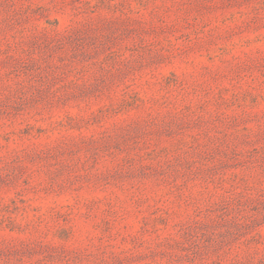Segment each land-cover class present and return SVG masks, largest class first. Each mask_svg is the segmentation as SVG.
Wrapping results in <instances>:
<instances>
[{"label": "rangeland", "instance_id": "1", "mask_svg": "<svg viewBox=\"0 0 264 264\" xmlns=\"http://www.w3.org/2000/svg\"><path fill=\"white\" fill-rule=\"evenodd\" d=\"M0 264H264V0H0Z\"/></svg>", "mask_w": 264, "mask_h": 264}]
</instances>
